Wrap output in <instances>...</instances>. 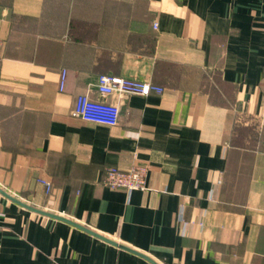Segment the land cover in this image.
<instances>
[{"label": "crops", "instance_id": "0c3cea01", "mask_svg": "<svg viewBox=\"0 0 264 264\" xmlns=\"http://www.w3.org/2000/svg\"><path fill=\"white\" fill-rule=\"evenodd\" d=\"M101 74L164 92L87 121ZM0 187L81 225L0 192V264H264V0H0Z\"/></svg>", "mask_w": 264, "mask_h": 264}, {"label": "built area", "instance_id": "2783aa9c", "mask_svg": "<svg viewBox=\"0 0 264 264\" xmlns=\"http://www.w3.org/2000/svg\"><path fill=\"white\" fill-rule=\"evenodd\" d=\"M67 80V71L63 69L59 81L60 91H64ZM97 89L100 99L91 98L88 93L77 96L74 112L83 119L95 123L115 126L120 119V106L110 102L107 97L118 93L136 94L147 96L152 92L163 93L164 88L148 80H140L135 77H122L118 75L101 74L98 77ZM149 165L136 161L129 167L118 165H107L102 177V184L111 189H126L133 191L136 189L145 190L148 188L147 176ZM47 191L52 188V183L41 180Z\"/></svg>", "mask_w": 264, "mask_h": 264}, {"label": "water", "instance_id": "95a60500", "mask_svg": "<svg viewBox=\"0 0 264 264\" xmlns=\"http://www.w3.org/2000/svg\"><path fill=\"white\" fill-rule=\"evenodd\" d=\"M0 192L3 193L5 196L9 197L10 199H12V200L18 202L19 204H21V205H23V206H26V207H28V208H30V209H32V210H35V211H37V212H39V213L46 214V215H50V216H54V217H60V218H62V219H67V220L70 221L71 223L76 224V225H79L78 223H76V222H74V221H72V220H70V219H68V218L61 217V216H59V215H56V214H53V213H49V212H47V211H44V210H41V209L35 208V207H33V206H31V205H29V204H27V203L21 201V200L18 199L17 197H14V196L11 195L9 192H7L6 190H4L2 187H0ZM79 226H81V225H79Z\"/></svg>", "mask_w": 264, "mask_h": 264}]
</instances>
